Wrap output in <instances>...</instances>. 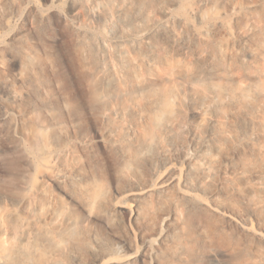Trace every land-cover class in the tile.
<instances>
[{"label":"bare ground","instance_id":"1","mask_svg":"<svg viewBox=\"0 0 264 264\" xmlns=\"http://www.w3.org/2000/svg\"><path fill=\"white\" fill-rule=\"evenodd\" d=\"M15 1L0 0V12ZM215 2L52 0L42 8L27 1L25 27L0 37V57L18 56L19 83L29 99L21 129L28 132L30 161L49 159L51 171L40 178L68 183L69 193L63 199L40 191L37 179L29 192L14 191L15 202L0 207V264H209L211 249L227 253L229 264H264V232L255 231L241 210L245 205L262 214L264 191L249 199L240 187L252 176L264 180L256 145L264 101V12L241 37L244 53L224 63L223 49L233 40ZM87 19L103 29L94 31ZM185 48L195 50L193 58L176 61L174 51ZM182 86L198 109L220 121L204 119L192 129L199 162L185 153L184 168L169 167L144 187L147 174L172 159L185 129L181 104L172 103ZM88 119L100 126L99 141L73 166L60 147L62 123L76 130ZM223 147L233 151L237 166H230L220 197L208 178L213 153ZM98 149L116 189H127L124 202L113 203L99 184ZM121 220L134 231L116 232Z\"/></svg>","mask_w":264,"mask_h":264},{"label":"rangeland","instance_id":"2","mask_svg":"<svg viewBox=\"0 0 264 264\" xmlns=\"http://www.w3.org/2000/svg\"><path fill=\"white\" fill-rule=\"evenodd\" d=\"M27 1L17 0L10 2L1 10L0 37L14 34L21 26L25 27L22 11ZM37 1L42 8H47L52 4V0ZM68 7L69 4L66 2L64 8L67 9ZM214 8L215 14L221 19L224 27L229 30L231 41L233 40L228 48L223 49L224 63H228V58L232 54L240 55L244 53L247 45L244 44L246 42L245 38L241 37L248 25L252 23L253 17L264 12V0H216ZM75 22L81 23L82 21L77 19ZM86 23L94 31L103 29V25L99 24L96 20L87 19ZM116 26L119 27V23L116 22ZM55 34L56 30L50 31V36L53 37ZM225 41H227V38H225ZM172 49L175 50L174 47ZM179 49L176 48V50ZM194 53V49L185 48L181 52L174 51V58L176 61L186 58L192 59ZM243 59L250 61L248 56L243 57ZM158 71L162 72L163 70L158 69ZM238 83L244 85L246 80L242 79ZM172 101L175 106H180L181 104L185 129L178 134L175 140L176 147L173 150L174 156L172 159L158 165L154 172L148 173L143 182L144 187L154 183L159 176L164 175L168 171L169 167L184 168L186 166L184 162L185 153L192 157L195 162H199L200 158L195 154L191 143L192 129L202 124L204 119H210L215 122L220 121L210 110L198 109L190 99L189 90L184 86L181 87L179 96L173 98ZM27 103H29V99L27 98L26 89L19 83L18 56L12 52H6L0 57V207L15 202L13 193L16 189H20L26 193L29 192L32 180L34 179L40 182V191L48 190L63 199H67V193H69L68 183L58 185L50 180L40 178V176H46L51 171L52 163L49 159L45 162H42L41 158L35 159L33 162L30 161L31 157L26 150V147H28L26 133L28 132L21 129V123L26 119L27 112H25L24 108ZM261 108L262 132L256 145L264 157V101L261 102ZM62 126L65 133L64 140L60 144V147H63L62 154L71 161L73 166L81 165L84 160L83 150L88 146H96L98 144L101 132L100 126L90 119L85 120L76 130H73L71 125L66 121L62 123ZM97 154L102 162L97 169V173H99L98 180H100L99 184L113 203L124 202L127 200L125 195L127 189L122 187L119 190L116 189L117 186L113 181L110 170L106 165H103L106 161L105 156L99 149L97 150ZM226 156H229L232 163H228ZM213 159L214 163L210 169L208 180L213 182L212 189L215 190V193L222 197L224 196L223 190L226 187L227 177L230 176V166H237V158L231 149L223 147L219 152L213 153ZM56 171L72 180L77 179V175L74 172L65 171L62 168H58ZM251 178L248 184L249 188L246 185H241L240 187L248 192L249 196L247 198L256 199L259 195V190L263 189L264 191V180L259 181L253 176ZM201 198L203 197L201 196ZM248 208L245 205H241V210L250 222V225L255 231L264 232V212L262 214L257 212V215H253ZM169 210L170 205L163 207V212L167 213ZM114 228L116 232L122 234L134 231V228L127 220L119 221L115 224ZM134 239L138 241L135 234ZM111 241L115 242L113 239ZM136 244L138 245V243ZM208 255L209 264H229V257L224 251L211 249Z\"/></svg>","mask_w":264,"mask_h":264}]
</instances>
